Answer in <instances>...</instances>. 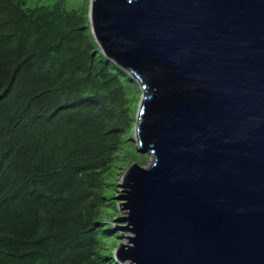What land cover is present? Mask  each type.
<instances>
[{
	"label": "water",
	"instance_id": "1",
	"mask_svg": "<svg viewBox=\"0 0 264 264\" xmlns=\"http://www.w3.org/2000/svg\"><path fill=\"white\" fill-rule=\"evenodd\" d=\"M100 51L138 82L110 198L128 264H264V0H91Z\"/></svg>",
	"mask_w": 264,
	"mask_h": 264
},
{
	"label": "trees",
	"instance_id": "2",
	"mask_svg": "<svg viewBox=\"0 0 264 264\" xmlns=\"http://www.w3.org/2000/svg\"><path fill=\"white\" fill-rule=\"evenodd\" d=\"M87 22L68 0H0V264H120L102 176L139 85Z\"/></svg>",
	"mask_w": 264,
	"mask_h": 264
},
{
	"label": "rangeland",
	"instance_id": "3",
	"mask_svg": "<svg viewBox=\"0 0 264 264\" xmlns=\"http://www.w3.org/2000/svg\"><path fill=\"white\" fill-rule=\"evenodd\" d=\"M52 0H40V3L46 4ZM32 1H29L31 3ZM70 3V7L77 9L79 12H84L85 17L88 19L87 27L90 29V23L88 18V8L91 0H68ZM90 34L91 29H90ZM135 79H131L129 81ZM128 89L126 90L127 93V107L129 110V114L132 116V123L131 128L128 129L123 135L122 140L119 145L118 150L114 154L113 164L111 165V169L106 172L102 178L106 182V185L103 188V195L106 197L107 203L104 205L103 210L101 212V220L106 221V223L103 224V226H111L113 227V232L107 231V236L113 235L112 240L110 242V247L108 246V250L110 248V253H112L113 257L116 258V252L115 249L120 244L127 242V236H131V233L128 232V230L122 229L121 227L126 226V222L120 223V222H114L112 221V218L115 216L116 213V206L115 202L117 201H125V199H115L110 198L111 194L114 192V190L118 188H123L120 185H115L117 181V177L121 170L124 168V166L127 164L129 160H132L134 163H136L140 167H146L149 165L151 160V154L149 152H138L135 150L136 146V137L133 134V125H134V115L137 109V105L139 103L140 93L139 87L127 85ZM137 88V89H136ZM103 203V201H102ZM117 241V243H116ZM120 264H128L126 261H119Z\"/></svg>",
	"mask_w": 264,
	"mask_h": 264
}]
</instances>
